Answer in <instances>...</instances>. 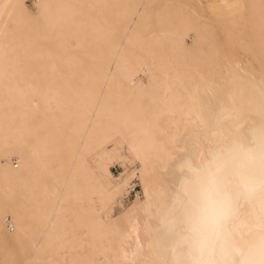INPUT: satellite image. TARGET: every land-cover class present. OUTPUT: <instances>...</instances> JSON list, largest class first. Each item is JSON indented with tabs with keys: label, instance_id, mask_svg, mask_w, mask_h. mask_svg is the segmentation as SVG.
Returning a JSON list of instances; mask_svg holds the SVG:
<instances>
[{
	"label": "bare ground",
	"instance_id": "6f19581e",
	"mask_svg": "<svg viewBox=\"0 0 264 264\" xmlns=\"http://www.w3.org/2000/svg\"><path fill=\"white\" fill-rule=\"evenodd\" d=\"M34 1L56 15L47 52L27 0H0V264H177L186 166L264 133V0ZM115 133L144 195L120 224L102 212L127 179L109 190L85 159ZM227 228L264 239V194L238 196Z\"/></svg>",
	"mask_w": 264,
	"mask_h": 264
},
{
	"label": "clouds",
	"instance_id": "9594fccd",
	"mask_svg": "<svg viewBox=\"0 0 264 264\" xmlns=\"http://www.w3.org/2000/svg\"><path fill=\"white\" fill-rule=\"evenodd\" d=\"M252 135L249 145L233 143L211 153L199 168L186 166L188 176L176 199L177 264H264V239L242 247L227 228L238 196L253 200L264 194V133Z\"/></svg>",
	"mask_w": 264,
	"mask_h": 264
},
{
	"label": "rangeland",
	"instance_id": "374dc122",
	"mask_svg": "<svg viewBox=\"0 0 264 264\" xmlns=\"http://www.w3.org/2000/svg\"><path fill=\"white\" fill-rule=\"evenodd\" d=\"M26 4L29 7V18L33 23L32 29L28 30V35L33 36L34 42L38 44L40 50L47 52L53 48L59 28L56 15L53 12L43 13L37 8L34 0H27ZM187 41L190 42L189 39ZM226 49L232 57H242L239 47L230 44L226 46ZM56 50L59 55L64 54L63 49L57 48ZM110 67L112 68V64ZM137 78L141 79L143 83L147 81L141 72ZM90 149L89 153L85 155V159L100 180L98 181L105 188L111 190L122 179H127L128 183L125 187L114 193L102 212L107 223L120 224L126 211L136 205L141 206L144 201L138 175L140 159L129 141L120 133L102 137L93 143ZM11 163L15 166V171H20L19 169L23 168L22 158L18 154H12Z\"/></svg>",
	"mask_w": 264,
	"mask_h": 264
}]
</instances>
